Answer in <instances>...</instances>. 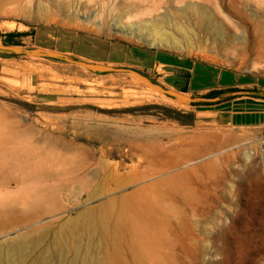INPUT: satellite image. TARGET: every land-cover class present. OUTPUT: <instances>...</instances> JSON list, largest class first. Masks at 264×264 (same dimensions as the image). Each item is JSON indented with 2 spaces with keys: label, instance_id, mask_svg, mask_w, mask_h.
Segmentation results:
<instances>
[{
  "label": "rangeland",
  "instance_id": "1",
  "mask_svg": "<svg viewBox=\"0 0 264 264\" xmlns=\"http://www.w3.org/2000/svg\"><path fill=\"white\" fill-rule=\"evenodd\" d=\"M260 5L0 0V46L20 51L0 49V134L62 188L0 227V264L38 247L55 264H264V132L194 123L149 68L158 51L264 76Z\"/></svg>",
  "mask_w": 264,
  "mask_h": 264
},
{
  "label": "crops",
  "instance_id": "2",
  "mask_svg": "<svg viewBox=\"0 0 264 264\" xmlns=\"http://www.w3.org/2000/svg\"><path fill=\"white\" fill-rule=\"evenodd\" d=\"M149 66L165 88L190 98L194 108L201 109L194 112V123L258 128L264 132V100L247 93L263 91L264 76L158 51L152 55ZM199 117L210 121L200 123Z\"/></svg>",
  "mask_w": 264,
  "mask_h": 264
},
{
  "label": "bare ground",
  "instance_id": "3",
  "mask_svg": "<svg viewBox=\"0 0 264 264\" xmlns=\"http://www.w3.org/2000/svg\"><path fill=\"white\" fill-rule=\"evenodd\" d=\"M260 6L264 8V5H260ZM233 7L236 6H232V8ZM185 11L189 18L193 17L192 9H186ZM196 12H199L197 8L194 9V14ZM176 15L178 14L176 13ZM163 35L165 36V32ZM160 38L162 39L161 36ZM252 52H255L256 55L259 56L257 51L252 50ZM10 130L12 131V129ZM11 131L0 134V137L3 141V143L0 142V227L1 228L7 222L20 220L22 216L23 217L36 216L41 211L42 207H44L43 205L49 199H52L53 201L56 200L57 195L61 194L62 191L61 185L56 187H50L45 183L48 179V178L46 179L45 176L46 173H44L40 168H37L38 163L37 160L34 159L35 156L30 154L31 152H29L26 147L21 148L19 145L18 146H13V144L9 145V139L13 140L15 138L14 136L18 135L16 131L14 130L13 132ZM28 146L30 145L28 144ZM35 253L36 255L34 257V262H32L31 264H55L53 258H49V257L44 258L46 252L41 247H38L35 250Z\"/></svg>",
  "mask_w": 264,
  "mask_h": 264
},
{
  "label": "water",
  "instance_id": "4",
  "mask_svg": "<svg viewBox=\"0 0 264 264\" xmlns=\"http://www.w3.org/2000/svg\"><path fill=\"white\" fill-rule=\"evenodd\" d=\"M0 49L2 50H8V51H14L15 53H20V51L16 48V47H11V46H0ZM68 62H71V63H77L79 64L80 66H83L87 69H91V66L87 63H84V62H79V61H76V60H71V59H64ZM102 71H105V72H123V71H126L124 69H115V68H108V67H105V68H102ZM133 75H135L136 77L140 78L139 74L134 72V71H130Z\"/></svg>",
  "mask_w": 264,
  "mask_h": 264
},
{
  "label": "built area",
  "instance_id": "5",
  "mask_svg": "<svg viewBox=\"0 0 264 264\" xmlns=\"http://www.w3.org/2000/svg\"><path fill=\"white\" fill-rule=\"evenodd\" d=\"M258 150H259V152L264 153V137H262L260 140Z\"/></svg>",
  "mask_w": 264,
  "mask_h": 264
},
{
  "label": "trees",
  "instance_id": "6",
  "mask_svg": "<svg viewBox=\"0 0 264 264\" xmlns=\"http://www.w3.org/2000/svg\"><path fill=\"white\" fill-rule=\"evenodd\" d=\"M24 34L16 33V34H8L6 37L7 38H12V37H17V36H22ZM260 99L264 100V97H261Z\"/></svg>",
  "mask_w": 264,
  "mask_h": 264
}]
</instances>
